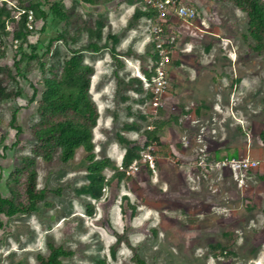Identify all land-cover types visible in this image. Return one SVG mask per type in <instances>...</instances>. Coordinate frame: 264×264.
Here are the masks:
<instances>
[{
    "label": "rangeland",
    "instance_id": "374dc122",
    "mask_svg": "<svg viewBox=\"0 0 264 264\" xmlns=\"http://www.w3.org/2000/svg\"><path fill=\"white\" fill-rule=\"evenodd\" d=\"M37 1L0 0V7ZM40 1L48 18L28 16L27 42L15 39L17 12L0 37V80L21 90L0 101V192L23 198L11 173L35 144L44 78L61 74L74 51L93 68L96 159L114 166L104 169L96 199L83 190L92 181L83 148L67 163L60 152L49 162L36 156L37 185L51 204L1 215L0 264H39L50 243L74 252L64 264H136V252L148 264H264V52L254 49L247 14L231 2L177 0L197 15L168 16V85L159 93L145 80L157 60L155 22L134 17L147 0ZM53 2L66 21L52 14ZM93 26H102L100 37ZM59 34L64 39L49 47ZM33 46L37 58L29 57ZM15 111L21 134L11 124ZM129 146L138 157L121 173ZM244 160L258 164L234 163Z\"/></svg>",
    "mask_w": 264,
    "mask_h": 264
},
{
    "label": "trees",
    "instance_id": "16d2710c",
    "mask_svg": "<svg viewBox=\"0 0 264 264\" xmlns=\"http://www.w3.org/2000/svg\"><path fill=\"white\" fill-rule=\"evenodd\" d=\"M92 4L95 0H83ZM221 2H231L249 17L248 35L253 39L254 49L264 52V0H218ZM42 2H31L27 7L14 6L10 8L4 4L0 7V37L7 34L9 21H16L14 12L20 14L17 20L18 28L15 31V39L24 42L28 41V36L32 32L27 26L30 11L35 19L46 20L48 14L42 9ZM52 14L61 21H66L69 15L58 2H53L50 6ZM154 10L150 7L146 10L138 9L134 17L140 18L145 15L151 16ZM91 33L101 36L102 26H93ZM80 33V30H78ZM64 34H59L52 38L49 47L57 40L64 39ZM93 51H98L97 43L90 44ZM36 48L33 46L30 58H37ZM35 51V52H34ZM20 71L19 63L16 64ZM51 71V69H50ZM146 71V70H145ZM93 68L84 63L81 51H74L73 55L65 61L61 74L51 71V75L44 78V91L38 101L39 121L31 128V133L35 139V144L31 149V154L21 156L20 165L11 173L12 180L23 187L24 194L18 200L15 193L12 197L3 196L0 192V217L2 214L12 217L35 212L41 203L51 204L45 201L47 191L39 189L37 185L38 172L36 168V156H41L45 161H52L55 154L60 152L61 160L67 163L74 159L76 151L83 148L87 152L89 160L88 170L92 175L89 186L83 190L90 192L92 196L99 199L103 194L106 177L103 174L105 168L114 166L109 158L96 159L94 128L98 124L100 112L96 102L90 95L91 75ZM148 76L152 74L146 72ZM21 95L20 88L17 91H8L0 80V101L4 98H15ZM35 95H37L35 93ZM18 111L12 116L11 124L21 134L22 128L17 125ZM264 143V131L261 133ZM129 145V142H128ZM7 147H5L6 149ZM2 154H0V157ZM138 157L135 147H128L124 156L121 173L126 171L132 161ZM1 180V175H0ZM20 194V192H19ZM21 195V194H20ZM92 213V209H88ZM1 220V219H0ZM0 222V226H2ZM72 250L66 249L62 245L49 244L47 255H38L39 264H64L63 258L73 255ZM132 260L136 264H148L146 259L136 252ZM99 264H107L106 260H99Z\"/></svg>",
    "mask_w": 264,
    "mask_h": 264
},
{
    "label": "built area",
    "instance_id": "2783aa9c",
    "mask_svg": "<svg viewBox=\"0 0 264 264\" xmlns=\"http://www.w3.org/2000/svg\"><path fill=\"white\" fill-rule=\"evenodd\" d=\"M149 7L154 10V13L149 16L148 22L153 24L152 30V43L153 54L155 56L156 64L152 66V72L154 75L151 79L145 78L146 82L151 81L154 84V88L157 92L162 93L167 88V68L166 65L169 61V47L167 45L166 32L167 24L170 21L169 15L174 12L178 16L185 18H194L197 15V11L194 7L177 4V0H147ZM29 17H33V12L30 11ZM236 166L243 168H252L256 166L258 162L244 160L241 162H234Z\"/></svg>",
    "mask_w": 264,
    "mask_h": 264
},
{
    "label": "crops",
    "instance_id": "0c3cea01",
    "mask_svg": "<svg viewBox=\"0 0 264 264\" xmlns=\"http://www.w3.org/2000/svg\"><path fill=\"white\" fill-rule=\"evenodd\" d=\"M145 18V21H148V18H149V16L148 15H145L144 17H143V19Z\"/></svg>",
    "mask_w": 264,
    "mask_h": 264
}]
</instances>
